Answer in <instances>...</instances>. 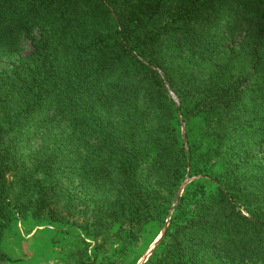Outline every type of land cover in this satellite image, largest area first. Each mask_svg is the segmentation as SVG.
<instances>
[{
    "label": "trees",
    "instance_id": "obj_1",
    "mask_svg": "<svg viewBox=\"0 0 264 264\" xmlns=\"http://www.w3.org/2000/svg\"><path fill=\"white\" fill-rule=\"evenodd\" d=\"M232 5L251 39L216 60ZM25 42L0 71V238L20 217L58 221L63 180L79 181L106 193L100 255L111 230L136 241L157 223L146 264H264V0H0V57Z\"/></svg>",
    "mask_w": 264,
    "mask_h": 264
},
{
    "label": "rangeland",
    "instance_id": "obj_2",
    "mask_svg": "<svg viewBox=\"0 0 264 264\" xmlns=\"http://www.w3.org/2000/svg\"><path fill=\"white\" fill-rule=\"evenodd\" d=\"M234 3L235 1L232 4L235 5ZM233 5L228 6L222 25L216 28L220 34L219 44L222 52L213 59H223L225 56L222 54L223 51L230 48L245 51L251 39L252 33L248 26L236 25L232 21L239 10ZM31 51L30 43L25 42L20 52L1 56L0 71L13 68ZM192 66L189 65L187 68ZM199 70H197L196 79L202 75L199 74ZM168 93L176 103L179 102L173 90L168 88ZM191 127H193L195 138L200 139L202 137L200 122L191 123ZM61 131L59 128H51L44 130L41 135L34 133L31 138V148L37 149L42 145H50L53 137ZM182 132L183 134L186 132L185 124H183ZM215 148H217L215 151L219 152L216 159L221 163L232 162L239 151L235 141L227 145H215ZM199 178L201 176L196 179ZM193 179L188 178L184 182L180 195ZM203 179L209 180L208 177ZM64 182L66 181L63 180L62 184L68 187L71 196L65 200L60 199L58 221L49 223L46 218H44L45 221H38L20 217L12 222L0 238V264H146L148 262L161 242L166 227L163 229L157 223L140 227L139 239L136 241L126 237L129 233L120 232V238H118L116 232L111 230L108 232V235L110 233L111 235L104 248L106 254L100 255L95 251L97 245L93 235L97 229V220L92 210L94 207L105 205L106 197L103 194L106 195V193L85 187L79 181ZM12 198L16 199L15 194ZM108 229L111 227L108 226Z\"/></svg>",
    "mask_w": 264,
    "mask_h": 264
}]
</instances>
